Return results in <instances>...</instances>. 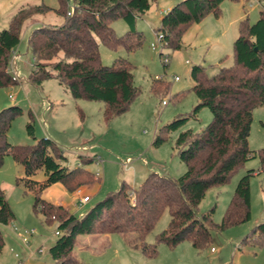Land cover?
Masks as SVG:
<instances>
[{
    "label": "trees",
    "instance_id": "obj_1",
    "mask_svg": "<svg viewBox=\"0 0 264 264\" xmlns=\"http://www.w3.org/2000/svg\"><path fill=\"white\" fill-rule=\"evenodd\" d=\"M58 1L57 7L43 0L23 4L12 16L9 26L0 29V87L16 83L9 61L20 42L23 23L40 13L55 12L63 16L61 23L41 24L29 36V47L35 58L29 79L40 85L45 79L56 77L74 98L103 101L104 118L110 121L130 109L141 88L134 81L129 59L118 57L112 64L102 62L100 42L114 50L137 49L144 35L135 28L136 21L154 0ZM223 1L181 0L175 5L176 13L171 16L168 13L163 18L157 34L163 35L167 46L179 48L187 28L211 12L219 15ZM71 4L73 10L68 14ZM118 18L125 19L130 26L121 35L112 26ZM225 59L224 56L220 61ZM191 77L198 102L189 113L180 114L159 127L153 138V144L160 146L169 132L178 130L190 118L199 120L203 108L211 110L209 123L198 130H181L175 140L173 148L185 163V172L172 177L151 171L141 186L131 190L122 180L117 190L108 191L81 215L46 199L44 192L55 183L72 192L95 182L96 174L80 165H66L58 144L49 136L33 144L9 142V130L22 108L15 104L0 109V166L5 156L11 154L22 167L16 183L25 193L33 194L34 211L48 222L57 221L58 237L49 247L54 264H89L75 250L77 239L83 234L119 233L131 248L155 257L159 242L174 247L189 240L195 248L203 249L211 244L213 229L222 231L251 219V178L264 172V147L254 150L249 144L254 109L264 105V11L254 23L248 17L240 19L239 35L233 43V64L221 66L212 75L204 65L195 64ZM168 88L165 80L153 79V92L165 93ZM27 129L33 134L32 116ZM255 157L259 159V166L247 169L239 179L220 222L212 217L215 207L198 213V206L211 187L227 183ZM40 171L45 174L43 179L36 178ZM166 209L171 214L169 226L157 234L155 243L148 242V234ZM14 220L15 212L0 187V225H9ZM242 242L262 245L264 220L255 224ZM4 245L0 228V254Z\"/></svg>",
    "mask_w": 264,
    "mask_h": 264
},
{
    "label": "rangeland",
    "instance_id": "obj_2",
    "mask_svg": "<svg viewBox=\"0 0 264 264\" xmlns=\"http://www.w3.org/2000/svg\"><path fill=\"white\" fill-rule=\"evenodd\" d=\"M40 1L0 0V29L9 26L20 6ZM43 1L53 7L59 5L58 0ZM179 1L154 0L150 9L137 19L135 28L144 35L143 43L137 49L114 50L100 42L102 62L112 64L118 57L129 59L133 64L134 81L141 88L130 109L110 121L104 118L103 101L74 98L56 77L45 79L40 85L29 79L35 61L29 47L30 34L41 24L61 23L63 16L55 12L40 13L23 23L16 47L18 57L9 61V70L19 80L0 87V109L15 104L22 108L9 130V142L33 144L49 135L58 144L66 165H80L94 173L100 169V176H95V182L88 189L92 196L91 204L102 199L108 191L117 190L122 180L131 190L141 186L151 171L172 177L185 172L186 165L173 148L175 140L181 130H198L209 123L211 110L203 108L199 120L190 118L178 130L169 132L167 140L160 146L153 144L154 135L159 127L180 114L189 113L198 102L192 89V66L202 64L212 75L221 66L233 64V43L239 35L240 18L248 17V21L254 23L264 11V0H224L219 15L211 12L201 21L192 23L182 35L181 47L173 48L166 45L165 39L159 38L157 29L166 14L171 16L176 13L175 5ZM112 26L118 35L130 29L123 18L114 20ZM161 50L163 54H160ZM164 55L170 58L167 64H164ZM224 56L226 59L221 62ZM175 76L179 78L175 79ZM156 77L169 83L168 91L156 93L151 90ZM9 93L13 94V98ZM162 100L167 103L163 104ZM31 116L34 119L33 134L27 129ZM249 144L254 150L264 147V105L254 109ZM258 166L259 159L252 158L227 183L211 187L200 202L198 213L215 207L212 217L220 222L239 179L247 169ZM21 173V165L11 154H7L0 166V187L5 189L15 212V220L9 225H0L5 239L0 264H54L49 247L58 237L57 221L48 222L41 213L34 211L33 194L25 193L23 187L16 183ZM44 177L43 171L36 175L38 179ZM251 194V219L222 231L213 229L211 244L203 249L195 248L189 240L174 247L159 242L157 255L148 257L129 247L121 234L114 233L112 245L104 253L100 250H105L106 246L98 244L95 248L102 254L86 249L82 259L89 264H264V242L262 245L242 242L252 227L264 220V172L251 178ZM44 197L57 203L72 199L60 183L47 190ZM76 204L73 205L77 207ZM83 206L86 210L90 205ZM170 220V211L166 209L146 240L155 243L157 234L169 226ZM31 228L36 231L29 235V243H25L16 233ZM79 237L78 242L82 243L80 239L84 236Z\"/></svg>",
    "mask_w": 264,
    "mask_h": 264
},
{
    "label": "crops",
    "instance_id": "obj_3",
    "mask_svg": "<svg viewBox=\"0 0 264 264\" xmlns=\"http://www.w3.org/2000/svg\"><path fill=\"white\" fill-rule=\"evenodd\" d=\"M242 19V18H240ZM103 111V108H102ZM49 136V135H47ZM50 138H52L51 136H49ZM53 139V138H52ZM56 184V183H55ZM55 184L51 185L50 187H48L45 192L47 190H49L52 186H54ZM91 187V184L86 185L83 187L84 192L86 194H90L88 192V189ZM236 187V186H235ZM5 190V189H4ZM67 191V190H66ZM44 192V193H45ZM68 192V191H67ZM70 197L72 198L71 192H69ZM91 195V194H90ZM51 201V200H50ZM92 201V196L91 199L86 203V205H90L88 208H90L93 204H91L90 202ZM53 202V201H52ZM57 203V202H55ZM59 203V202H58ZM71 203H73L74 205L76 204V201L72 198L70 202H60L59 204H62L65 208H67L69 211H71L72 213H75L77 215H81L83 214L88 208H86V210H84V206L79 207L78 204H76L77 207H75L73 204L71 205ZM87 207V206H86ZM112 235H99V234H86V235H82L84 236L83 239H80L82 241L78 242L79 238L77 239V243H76V247L75 250L77 252V254L82 258V253L83 251H85L86 249L91 250L93 253H99V249H96L95 246L98 244H102L106 246L105 250H100L102 251V253H104L111 245H112ZM123 237V236H122ZM124 239V238H123ZM78 244V245H77ZM130 247V246H129ZM101 252L99 254H102Z\"/></svg>",
    "mask_w": 264,
    "mask_h": 264
},
{
    "label": "built area",
    "instance_id": "obj_4",
    "mask_svg": "<svg viewBox=\"0 0 264 264\" xmlns=\"http://www.w3.org/2000/svg\"><path fill=\"white\" fill-rule=\"evenodd\" d=\"M73 4H71V8L68 10V14H71L72 13V10H73ZM159 36V38L161 40L162 39V34H157ZM153 48H155V45L153 44ZM18 57V53H16V49L12 51V54H11V57L10 59L12 61H14L16 58ZM164 62L166 63H169L170 61V58L168 55H164V59H163ZM179 77L178 76H175V79H178ZM13 80H19V78L17 76H14L13 75ZM9 96L10 98H13V94L12 93H9ZM162 103L163 104H166V100H162ZM96 176H100L101 174V171L100 169H97V171L95 172ZM71 195H72V198L76 201V203L79 205V207H82L83 205H85L90 199H91V195L90 194H86L84 192V189L83 187H80V188H77L76 190L72 191L71 192ZM130 195L133 197V192L130 193ZM36 231L35 228H31V229H23V230H18L17 231V236L19 238H21V240L25 243H29V235L33 234L34 232ZM57 233H59V231L57 230L56 231ZM214 247H212L213 249ZM39 251H42V248H39L38 249Z\"/></svg>",
    "mask_w": 264,
    "mask_h": 264
}]
</instances>
